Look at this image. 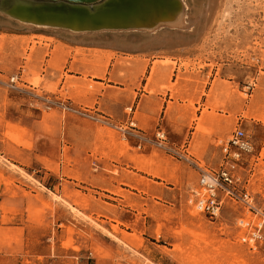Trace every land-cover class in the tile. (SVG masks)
Returning <instances> with one entry per match:
<instances>
[{
  "label": "rangeland",
  "instance_id": "1",
  "mask_svg": "<svg viewBox=\"0 0 264 264\" xmlns=\"http://www.w3.org/2000/svg\"><path fill=\"white\" fill-rule=\"evenodd\" d=\"M181 4L170 46L0 11V264H264V239H238L240 202L210 219L192 195L239 123L253 152L238 173L264 204V0Z\"/></svg>",
  "mask_w": 264,
  "mask_h": 264
},
{
  "label": "bare ground",
  "instance_id": "2",
  "mask_svg": "<svg viewBox=\"0 0 264 264\" xmlns=\"http://www.w3.org/2000/svg\"><path fill=\"white\" fill-rule=\"evenodd\" d=\"M104 2L102 6H95L97 4L60 0H4L0 11L10 24L54 29L91 38L107 32L134 35L141 39L154 36L153 42L161 45L165 41L163 45L170 46L177 38L173 36L179 32L184 35L183 31L178 30L186 25L182 21L181 0H103L99 4Z\"/></svg>",
  "mask_w": 264,
  "mask_h": 264
},
{
  "label": "built area",
  "instance_id": "3",
  "mask_svg": "<svg viewBox=\"0 0 264 264\" xmlns=\"http://www.w3.org/2000/svg\"><path fill=\"white\" fill-rule=\"evenodd\" d=\"M17 80V76L9 77L8 86L18 89ZM155 136L159 145L166 141L162 130L157 131ZM168 150L179 154L176 148L168 147ZM252 152L250 136L239 123L236 124L221 144L222 156L218 167L206 169L197 164L198 179L192 189L194 209L210 219H217L229 201L240 202L244 213L237 218L238 239L250 247L264 239V204L254 200L238 173L249 164Z\"/></svg>",
  "mask_w": 264,
  "mask_h": 264
},
{
  "label": "crops",
  "instance_id": "4",
  "mask_svg": "<svg viewBox=\"0 0 264 264\" xmlns=\"http://www.w3.org/2000/svg\"><path fill=\"white\" fill-rule=\"evenodd\" d=\"M111 85V84H110ZM136 92V95H135V99L136 98H141V96L142 95H147V93L146 92H144V91H142V92H138L137 90L135 91ZM174 139H176L175 141V143L176 144H179L181 141H182V139H180L179 137H173ZM18 150H19V153L20 154H16V155H18L19 157H16L15 155H14V157H11L12 158V160L13 161H11V160H9L13 165H15V166H17V167H19V168H22V169H24V167L22 166V161H21V159H19V158H23V159H26V149H24V148H22V147H18ZM0 155H2V156H4V154H2L1 153V149H0ZM23 164H25V163H23ZM0 168H2L4 171H5V173H8V171L5 169V167H1V165H0ZM11 176H16V173H13V172H10L9 173Z\"/></svg>",
  "mask_w": 264,
  "mask_h": 264
},
{
  "label": "water",
  "instance_id": "5",
  "mask_svg": "<svg viewBox=\"0 0 264 264\" xmlns=\"http://www.w3.org/2000/svg\"><path fill=\"white\" fill-rule=\"evenodd\" d=\"M36 1H47V2H53V1H59V0H36ZM66 3H89V4H99L100 2H102L103 0H93L92 2H85L83 0H60Z\"/></svg>",
  "mask_w": 264,
  "mask_h": 264
}]
</instances>
